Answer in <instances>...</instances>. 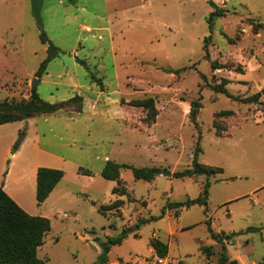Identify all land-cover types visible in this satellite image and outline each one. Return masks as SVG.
<instances>
[{"label": "rangeland", "instance_id": "374dc122", "mask_svg": "<svg viewBox=\"0 0 264 264\" xmlns=\"http://www.w3.org/2000/svg\"><path fill=\"white\" fill-rule=\"evenodd\" d=\"M222 8L227 12L214 20L210 30L207 19L213 8L208 0H0V101L29 97L31 80L47 54V44L39 37L41 29L61 50L62 58L68 59L76 49L77 62L83 60L98 83L102 77L96 65L111 85L116 82V66L117 82L128 92L119 99L121 109V99L154 100L153 123L145 118L143 108L136 109L140 119L136 122L123 112L127 125L116 136L112 157L134 166L181 171L191 167L200 135L198 161L222 168L208 178L204 174L159 175L149 182L135 179L130 168H121L129 193L117 196L106 188L115 182L97 175L99 182L84 188L74 179L80 167L68 166L65 182L89 199L68 193L65 199L51 195L38 205L33 194L32 215L51 222L38 257L48 264H93L100 258L102 243L126 231L106 256L126 262L134 255L148 254L156 230V238L164 242L169 238L167 254L179 258L180 264H217L222 249L209 236L206 220L214 231L226 233L264 226V103L238 101L211 89V84L224 79L228 91L241 98L263 88L264 28L255 32L253 27L264 23V0H226ZM213 61L219 68L212 69ZM40 89L46 95L44 83ZM193 101L200 102L197 125L189 118ZM74 109L61 111L79 112ZM157 121L158 140L143 148L145 135L132 133L129 125L144 130ZM22 126L21 121L9 122V162L14 159L12 146ZM94 128L99 125L92 126L99 132ZM117 131L111 127L107 135L113 137ZM11 137H15L13 142ZM206 181V205L181 208L178 216L166 207L167 202L197 197ZM116 197L123 199L120 208L105 214L98 211L99 204ZM134 225L138 229L130 231ZM172 229L177 230L170 235ZM205 244H213L214 255L209 259L200 249ZM226 254V264H264V228L233 236L226 241Z\"/></svg>", "mask_w": 264, "mask_h": 264}, {"label": "crops", "instance_id": "0c3cea01", "mask_svg": "<svg viewBox=\"0 0 264 264\" xmlns=\"http://www.w3.org/2000/svg\"><path fill=\"white\" fill-rule=\"evenodd\" d=\"M214 2L220 7H225L226 0ZM84 28L91 29L92 27L86 26ZM76 52V49L69 52L68 55H70V57L64 59L61 57V50H58L56 56L49 61L45 72L40 76L39 83L36 85V90L43 99L49 102L61 101L65 98L68 99L72 97L74 94H78L83 98L81 111L73 114L63 111L42 113L27 119L18 120L21 121V125H23L22 127L25 129V136L17 150L11 154L14 159L10 162L9 122L0 124V184L4 191L21 208L31 215L35 214L33 194L35 193L36 199V173L38 167L60 168L65 171L61 180L55 185L46 198L48 199L51 195H55V199L62 200L69 197L68 193L85 196L66 183L68 181L66 174L68 166L73 168L76 167L77 169L79 167H84L92 172L91 174L80 173L74 176V179L79 180L84 188H89L95 182H99L98 179L95 181V177L100 175V171L107 160H113L118 163H124L126 160L112 157L115 143L118 140L116 136L120 130H123L124 125H127V123L122 120L124 111L119 105V99L128 92L117 82L119 79L116 72L117 67L114 66V79L116 82L114 85H111L109 77L104 73L105 71H102L100 65H96V72L102 77V80L98 83L92 78L89 70L77 62V58L75 57ZM66 55L67 54H65V56ZM89 65L92 66L90 62ZM77 66L82 68L79 70ZM92 71H94V69H92ZM42 83L48 88L46 95L41 94L40 85ZM60 86H68L71 87V89L68 91L64 89L60 90ZM158 123L159 121L152 127H146L144 130L128 125L131 127L132 133H139V135H142V138L145 135L146 144H144V148L148 146V143L158 140L156 137L159 131L157 127ZM94 125L100 126L99 129L94 128L99 132L92 130V126ZM111 127H117L118 130L114 133L113 137L107 135V131ZM14 138L15 137H11L10 142H13ZM140 140L141 136L138 141ZM137 144L140 146L139 143ZM159 147L167 149V147L161 145H156L155 148L158 149ZM86 166H88V168ZM92 166H96V168ZM156 177L152 181H154ZM110 181L116 183L115 180ZM114 186V183H110L107 184L106 188L107 190L109 188L112 190ZM128 193L127 190V194ZM112 195L120 196L115 193H112ZM85 197L89 199V195L86 194ZM115 199L121 198L116 197ZM134 226L130 231L136 230ZM176 230L177 229H172L169 234L172 235ZM157 234L158 232L156 230L153 231L152 238L158 237ZM162 242L165 243L167 249H169V238L168 242ZM154 251L155 249L150 245L148 254ZM120 262L121 260L119 261L118 258L115 260L107 258L104 264H119Z\"/></svg>", "mask_w": 264, "mask_h": 264}, {"label": "trees", "instance_id": "16d2710c", "mask_svg": "<svg viewBox=\"0 0 264 264\" xmlns=\"http://www.w3.org/2000/svg\"><path fill=\"white\" fill-rule=\"evenodd\" d=\"M209 5L213 8L208 16L209 29H213V22L217 17H222L227 12L226 9L218 6L214 0H208ZM258 28H264V23H257L253 29L258 32ZM39 37L44 44H47L46 57L41 61L38 69L35 72V76L39 78L46 70V67L57 54L58 47L48 38L44 30L39 31ZM208 39H204V50L207 47ZM207 55V54H206ZM80 63L85 66V62L80 60ZM212 69L219 68L215 61L211 62ZM93 77V76H92ZM205 78V77H203ZM228 80H222L220 83L211 84V89L215 92L223 93L232 99L243 101L247 103H264L261 97L264 95V86L261 90L255 92L249 97L241 98L239 96L231 94L226 84ZM82 96L75 94L72 97L57 101L49 102L44 100L36 90V86H31L30 95L26 99L8 101H0V124L12 121H18L27 119L32 116H36L42 113H53L61 110H66L70 106H75V111H80L82 108ZM121 105L125 114V118L133 121H140L136 117V109L143 108L147 111L145 118L152 123L155 121L157 110L155 108L154 100L151 97L143 99H133L125 102L121 99ZM200 107L199 101H193L191 103L189 118L190 121L195 123ZM230 111H222L221 114H229ZM216 126V125H215ZM216 134L220 135V130L216 129ZM25 136V129H20L16 140L13 143V150H17ZM200 135L198 136V141ZM197 141L193 151L192 165L190 168H186L181 171H170L157 166H134L127 163H118L113 160H107L100 171V175L106 179L115 180L116 185L112 188V193L125 195L127 189L123 180L120 177L121 168H130L133 177L137 180L152 181L157 175H168L176 178L192 177L195 175L204 174L208 178L210 175L222 172L221 167H214L208 164H204L198 161V153L200 152L199 142ZM79 172L83 174H91L89 169L83 167L79 168ZM64 171L56 168L38 167L36 173V200L40 204L50 194L55 185L61 180ZM208 187L209 181H206L203 185L201 193L195 198H187L184 201L167 202L166 207L174 209V215L177 216L181 208L189 207L195 204L206 205L208 199ZM123 204L122 199H115L108 204H101L98 206V211L105 214L107 210L114 208H120ZM164 211V208L162 212ZM161 217V216H159ZM144 222V219L140 220ZM209 236L216 243L221 245V255L217 264H226V241H230L233 236L245 233L249 231H259L262 227L251 226L243 229L239 232H223L214 231L210 222L206 220ZM137 225H139L137 223ZM51 229V222L49 218L38 215H31L21 208L3 189L0 184V264H48L47 259L40 258L37 255L38 248L44 243L45 235ZM126 231L117 237H110L102 243V252L97 262L93 264H100L107 260L106 256L110 249V246L121 242L125 236ZM149 244L153 246L158 254H166L168 249L167 245L156 238H150ZM201 251L205 254V257L209 259L214 255L213 244H205L201 246Z\"/></svg>", "mask_w": 264, "mask_h": 264}, {"label": "built area", "instance_id": "2783aa9c", "mask_svg": "<svg viewBox=\"0 0 264 264\" xmlns=\"http://www.w3.org/2000/svg\"><path fill=\"white\" fill-rule=\"evenodd\" d=\"M181 260L169 254H158L156 251L146 255H134L129 261L119 264H180Z\"/></svg>", "mask_w": 264, "mask_h": 264}, {"label": "water", "instance_id": "95a60500", "mask_svg": "<svg viewBox=\"0 0 264 264\" xmlns=\"http://www.w3.org/2000/svg\"><path fill=\"white\" fill-rule=\"evenodd\" d=\"M39 83V78L35 77L31 80V86H36ZM137 229V225L134 226Z\"/></svg>", "mask_w": 264, "mask_h": 264}]
</instances>
